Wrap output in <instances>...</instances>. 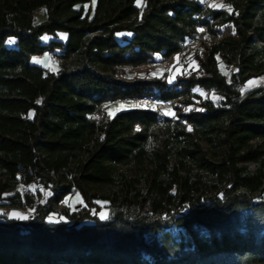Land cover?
<instances>
[{
  "label": "trees",
  "instance_id": "1",
  "mask_svg": "<svg viewBox=\"0 0 264 264\" xmlns=\"http://www.w3.org/2000/svg\"><path fill=\"white\" fill-rule=\"evenodd\" d=\"M223 2L207 10L225 30L196 56L201 76L171 85L127 74L212 31L201 0H0V203L36 206L29 223L0 221V264H264V87L240 90L264 76V0ZM46 54L59 72L32 63ZM197 87L223 100L178 118L151 105L96 118L119 100L190 106ZM37 182L47 203L6 197ZM75 193L86 207L52 222Z\"/></svg>",
  "mask_w": 264,
  "mask_h": 264
},
{
  "label": "rangeland",
  "instance_id": "2",
  "mask_svg": "<svg viewBox=\"0 0 264 264\" xmlns=\"http://www.w3.org/2000/svg\"><path fill=\"white\" fill-rule=\"evenodd\" d=\"M224 0H201L202 3L207 5L210 9H221L222 7H213L212 5H224ZM43 19L42 15L39 16V20ZM225 30V27H216L215 21H214V28L212 31H207L202 37H200V42L204 46V50H201L199 52H195V56L192 57L185 65H181L182 63V57L185 56V53H181L178 57H176L173 61L168 62H161L160 58L157 57L158 62L152 66V67H146L140 70H129V73L127 74V78L129 80H154V79H167L171 85H174L177 82L178 78L186 79L191 77L192 75H196L197 77L201 76L200 72V64L199 59H196L197 55H202L208 52V49L216 42L214 32H218L223 34V31ZM63 41L67 40V35L62 34ZM202 38V40H201ZM221 39V38H220ZM35 61H40V63H36ZM32 63L37 66L44 67L48 71L52 73H57L60 70L61 63L56 56V54H46L41 57H35L32 60ZM219 69L222 75H224L228 82H232L233 75L237 72V69L234 67H228L222 60L219 61ZM250 81H254L255 83L249 84ZM264 87V76L262 77H256L251 78L247 82H245L241 86V93L243 95H246L247 93L254 91L259 88ZM197 97V98H194ZM193 101V105L186 106L183 100H179V102L171 103V107H168L167 110L164 112V116L172 117V118H178L180 114L187 113L195 108H200V106L203 103L211 102L215 105H219L221 101L223 100V97L216 92H208L204 89L197 87L193 90V97H190ZM147 102H158L153 101L151 99H133V101H122V102H112L107 104L103 107V113L100 116H106V119L108 117L114 116L116 113L136 108V105H139L138 107H146L148 105H151L158 109L160 111V107L155 103H147ZM178 105L181 107V109L178 108ZM123 106V107H121ZM111 113V114H110ZM169 113V114H166ZM104 119H102L103 121ZM25 194L30 193L34 195L36 200V205L47 203V201L54 195L53 190L51 188H45L42 187L41 189H38L35 185L30 186L28 188L20 187L19 190H16L14 192H10L6 195V197H10L13 195H16L17 193ZM100 209L97 213V217L101 222H107L111 219V210L107 203L100 202ZM54 210L56 211V214L51 217V221L55 223H62L67 222L65 216L66 213L74 214L81 209L86 207V204L82 198V196L79 193H75L71 196H68L64 202L61 204H54L53 205ZM35 207H32L30 205L27 206H20V205H14L11 203L10 200H5L2 203H0V221H16L17 223L26 224L29 223L30 220L33 219L36 210ZM16 215H13V214ZM94 214V211H92ZM101 214L106 215V219H101ZM25 217V218H21ZM88 224H93V222H86ZM175 235H179L178 231H174ZM183 233V232H180Z\"/></svg>",
  "mask_w": 264,
  "mask_h": 264
},
{
  "label": "built area",
  "instance_id": "3",
  "mask_svg": "<svg viewBox=\"0 0 264 264\" xmlns=\"http://www.w3.org/2000/svg\"><path fill=\"white\" fill-rule=\"evenodd\" d=\"M204 8H205L204 13L197 16V18L202 19V20L208 19L209 22H214V20H212L211 18H206L207 17V10H209L210 8L205 4H204ZM201 29H203V31H201ZM205 32H207L206 28L200 27L199 33L197 35H195L187 44L184 45L185 56L182 57L181 65H185L192 57H194L196 55V54H194V42L197 40L198 37H200V33H205ZM126 101H133V99H129ZM118 102H122V101L119 100ZM147 103L157 104L160 107V114L163 116V118L165 117L164 112L167 110L168 107H171V103H167V102H164V103L163 102H147ZM104 117H105V115L96 117L98 123H102V119H104ZM35 186L38 189H41L43 187L40 182H37L35 184Z\"/></svg>",
  "mask_w": 264,
  "mask_h": 264
},
{
  "label": "bare ground",
  "instance_id": "4",
  "mask_svg": "<svg viewBox=\"0 0 264 264\" xmlns=\"http://www.w3.org/2000/svg\"><path fill=\"white\" fill-rule=\"evenodd\" d=\"M204 33H200V37H202L201 35H203ZM214 36L216 39H220L221 38V35L218 33V32H214ZM200 37L197 38V40L194 42V54L195 52H199L201 50H204V46L203 44L200 42ZM202 40V38H201ZM183 54L185 53V49L184 51L182 52ZM146 99H151L153 101H157L156 99L154 98H146ZM159 102V101H158Z\"/></svg>",
  "mask_w": 264,
  "mask_h": 264
},
{
  "label": "snow or ice",
  "instance_id": "5",
  "mask_svg": "<svg viewBox=\"0 0 264 264\" xmlns=\"http://www.w3.org/2000/svg\"><path fill=\"white\" fill-rule=\"evenodd\" d=\"M137 3H138V5H139V3H140V0H137ZM213 7H223V5H212ZM229 11H231V9H229ZM201 31H203V29H201ZM36 63H40V61H35ZM253 83H255L254 81H250L249 82V84L251 85V84H253ZM137 107L139 106V105H136ZM121 107H123V106H121ZM111 114V113H110ZM166 114H169V113H166ZM189 130H191V129H189ZM13 215H16L15 213L13 214ZM21 218H25V217H21ZM100 218L101 219H106L107 217H106V215L105 214H101V216H100Z\"/></svg>",
  "mask_w": 264,
  "mask_h": 264
}]
</instances>
